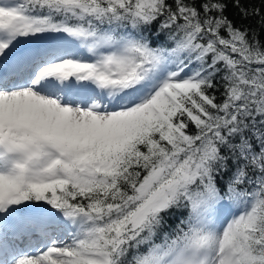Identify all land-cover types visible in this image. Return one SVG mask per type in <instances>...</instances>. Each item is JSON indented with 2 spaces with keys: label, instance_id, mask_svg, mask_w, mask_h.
I'll list each match as a JSON object with an SVG mask.
<instances>
[{
  "label": "snow or ice",
  "instance_id": "snow-or-ice-1",
  "mask_svg": "<svg viewBox=\"0 0 264 264\" xmlns=\"http://www.w3.org/2000/svg\"><path fill=\"white\" fill-rule=\"evenodd\" d=\"M262 33L264 0H0V264H264Z\"/></svg>",
  "mask_w": 264,
  "mask_h": 264
},
{
  "label": "trees",
  "instance_id": "trees-1",
  "mask_svg": "<svg viewBox=\"0 0 264 264\" xmlns=\"http://www.w3.org/2000/svg\"><path fill=\"white\" fill-rule=\"evenodd\" d=\"M233 12H234V10L230 7L229 11H228V15L230 18L233 16ZM161 39H163V37H161ZM261 39L264 40V33H262Z\"/></svg>",
  "mask_w": 264,
  "mask_h": 264
}]
</instances>
